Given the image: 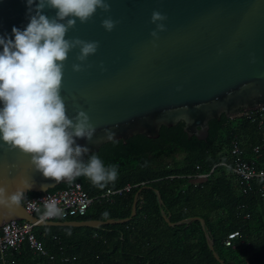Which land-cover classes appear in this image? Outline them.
<instances>
[{
	"label": "water",
	"instance_id": "1",
	"mask_svg": "<svg viewBox=\"0 0 264 264\" xmlns=\"http://www.w3.org/2000/svg\"><path fill=\"white\" fill-rule=\"evenodd\" d=\"M110 11L97 10L87 22L71 29L67 38L99 43L97 52L76 72L79 49L65 64L61 95L68 115L85 111L96 126L92 142L78 139L90 153L111 141L133 136L156 139L161 127L176 126L184 135L206 139L221 119L241 118L245 112L264 107V0H107ZM167 17L159 38L151 33L152 13ZM49 17L55 10L45 9ZM116 21L109 32L106 18ZM29 23L26 0H0V36L14 39L12 28ZM2 51V46H0ZM2 107V104H0ZM115 133L107 139L105 130ZM35 171L31 158L9 150L0 140V186L11 195L32 184L19 207L0 209V228L10 221H26L35 227L97 229L129 222L136 215L139 194L133 196L131 213L123 219L45 221L27 213L23 206L31 194H45L60 185ZM47 185V187H42ZM159 198V193H157ZM161 202V201H160ZM198 221L204 230V220ZM180 225L182 221L170 223ZM209 249L224 264L213 245Z\"/></svg>",
	"mask_w": 264,
	"mask_h": 264
},
{
	"label": "trees",
	"instance_id": "2",
	"mask_svg": "<svg viewBox=\"0 0 264 264\" xmlns=\"http://www.w3.org/2000/svg\"><path fill=\"white\" fill-rule=\"evenodd\" d=\"M234 138L242 151L247 149L250 154L264 140L257 123L243 116L215 122L204 140L190 138L173 126L161 127L156 139L138 135L125 143L103 144L91 154L106 165H118L115 184L100 189L84 177L74 181L90 197L126 185L132 189L94 200L85 216L70 220L127 218L134 194L145 186L136 215L127 223L97 229L35 227L36 240L54 260L40 256L23 242L8 253V264H219L209 242L224 264H264V184L255 182L242 193L236 177L220 165L231 163L229 150ZM253 156L255 159L246 160L264 168V152ZM203 175L206 177L200 178ZM192 217L204 220V230L198 221H188ZM165 218L182 223L169 226ZM233 232L239 235L226 247L224 240ZM63 257L68 261L62 262Z\"/></svg>",
	"mask_w": 264,
	"mask_h": 264
},
{
	"label": "clouds",
	"instance_id": "3",
	"mask_svg": "<svg viewBox=\"0 0 264 264\" xmlns=\"http://www.w3.org/2000/svg\"><path fill=\"white\" fill-rule=\"evenodd\" d=\"M29 23L26 28L13 27L11 37L0 36V140L9 150H19L30 156L35 171L46 179L73 182L84 177L100 189L115 184L118 165H106L78 139L92 142L96 126L90 116L79 110L73 117L61 95L64 69L69 54L79 49L73 70H83V62L94 55L99 47L95 41L67 38V34L80 23H87L97 12L110 11L107 0H26ZM45 9L55 10L49 17ZM167 17L159 11L152 13L151 22L156 30L151 35L165 31L162 23ZM116 21L110 17L102 21V27L111 32ZM107 139L115 133L105 130ZM32 184L17 189L11 195L0 186V209L19 207ZM42 187H47L44 185ZM63 210L54 200L45 199L41 218H56ZM105 217L107 212H105ZM71 233H69L70 235Z\"/></svg>",
	"mask_w": 264,
	"mask_h": 264
},
{
	"label": "built area",
	"instance_id": "4",
	"mask_svg": "<svg viewBox=\"0 0 264 264\" xmlns=\"http://www.w3.org/2000/svg\"><path fill=\"white\" fill-rule=\"evenodd\" d=\"M244 116L248 117L251 122L257 123V129L260 135L264 138V107L254 112H245ZM230 158L231 163H221L236 177L241 187L242 193H246L251 189V186L255 182H261L264 184V168L257 167L253 162L247 161L243 158V151L241 149L239 141L234 138L230 144ZM254 155L259 156L261 152H264V140L261 144L252 148ZM206 176H200L205 178ZM132 186L126 185L122 189L116 191L107 190L105 193L96 197H90L82 188L81 184L73 181L66 184V187L54 192H47L45 194H38L29 198H26L23 202V206L28 214L37 217L40 221H68L72 218L83 217L86 215L88 209L92 206L94 200L109 199L111 196L122 195L130 192ZM54 200L57 205L63 210V215L56 218H41V212L43 211L44 200ZM36 217V216H35ZM35 224L26 221H10L0 228V261L2 264H8V253L18 249L20 244L27 242L29 248L38 253L40 256L47 257L49 260H54L52 255H49L42 247V245L36 240L33 229ZM237 232H233L227 235L224 240V245L229 247L232 242L238 237ZM62 262H67L68 258L63 257Z\"/></svg>",
	"mask_w": 264,
	"mask_h": 264
},
{
	"label": "crops",
	"instance_id": "5",
	"mask_svg": "<svg viewBox=\"0 0 264 264\" xmlns=\"http://www.w3.org/2000/svg\"><path fill=\"white\" fill-rule=\"evenodd\" d=\"M248 148V147H247ZM247 151V149H245V151H244V149H243V158L246 160H253V159H255L254 158V156H253V154H250L249 152H246Z\"/></svg>",
	"mask_w": 264,
	"mask_h": 264
}]
</instances>
